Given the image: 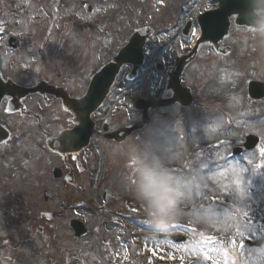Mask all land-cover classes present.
I'll list each match as a JSON object with an SVG mask.
<instances>
[{"label": "rangeland", "instance_id": "374dc122", "mask_svg": "<svg viewBox=\"0 0 264 264\" xmlns=\"http://www.w3.org/2000/svg\"><path fill=\"white\" fill-rule=\"evenodd\" d=\"M186 1L62 0L59 4L52 2V8L54 10L57 8V11L52 12L51 20L55 22L50 23L52 34L49 43L45 41L46 22L33 19L36 9L43 3L42 0H18L16 9L19 11L8 9L7 0L0 1V13L4 17L12 18L10 32L18 35L23 45L17 52L9 51L7 38L0 37L2 60L7 62L8 68L11 67V62L18 65L24 60L28 61L31 54H35L40 63L46 60L55 59V62L59 60L61 64L70 66L73 72L78 71L80 73L78 79L83 84L87 76L111 60L134 29L145 24L148 19L153 23L156 22L155 26L161 31L171 24L174 16L176 20L182 21L186 12L180 16L178 14L198 2V0L191 3ZM87 3L93 5L92 13L84 8ZM125 4L128 5L126 10ZM103 30H108L109 34L105 36ZM252 42L259 49L256 53L250 52L252 46L247 45L242 49L239 44L237 47L239 52L237 62L241 71L238 77L196 74L203 75L196 78L194 74L196 66H191L186 72V79L187 84L193 87L198 96L196 105L188 110H171L172 117L166 119L169 122L167 131L155 140L146 142L141 130L125 141V150L115 149L113 156L108 158L112 146L107 143L108 153L101 160L103 171L95 170L93 174L91 173L95 177L94 187L88 189L86 193L81 188L75 195L72 191L63 190L61 181L52 178V167L57 165L60 159L40 148L42 138L35 133L34 122L7 116L4 108H0V121L11 128L13 136L8 142L0 145V264H33L34 262L97 264L96 260L99 256L109 255L110 249L103 246L102 240L113 237L114 233L119 231L114 225L111 223L108 225L105 221L113 212H100L98 209L99 202L103 201L102 193L107 184L113 185L119 193L118 199L113 201V208H122L123 202L127 201L125 208L120 209L123 213L126 211L139 216L144 215L146 218L137 217L133 222H139L141 227L146 229L155 228L149 223L143 206L135 198L133 190L144 159L154 153H163V161L168 170L171 171L173 166L177 167L178 173L172 171L171 173L178 179L187 181L194 175L203 177L202 182L192 189L181 206L177 219L171 223L186 227L194 239V245L176 247L170 243L153 242L155 254L170 258L175 250H190L191 254L188 258L191 255L202 256L201 252L203 253L199 264H231L228 257L223 259L228 255V249L225 248L228 239L238 236L243 230H252V226L242 220V215L254 211L260 216L264 213V168L261 167L264 164V157L260 154V149L264 148V140L259 150L247 155L242 162L226 161L232 147L242 142V132L249 131L264 138V99L256 102L257 104L246 102L248 79L264 80V49H262L264 47L257 39ZM151 43L153 44V41ZM150 49H152L151 45ZM226 63L232 64V61L227 60ZM250 69L252 70L249 71ZM154 72L157 76H154L151 70L147 75H143L140 83L134 85L136 89L130 88L133 91L129 95L138 96L150 87L153 80L163 85L161 82L164 77H161L157 71ZM236 78L240 93L235 88H232L229 94L224 93L226 85ZM157 83L151 86V98H157ZM233 93L240 96L242 102L239 108L234 103ZM132 99L133 96L129 98ZM244 106L259 108L251 112L252 108H244ZM163 112V110L152 112L151 117L158 115L165 119ZM246 115L248 117L242 118ZM253 115L261 117H252ZM141 120V113L125 107V127ZM165 148L169 150L163 152ZM28 150L35 152L36 161L28 162L24 159V153ZM206 158H209V163ZM110 163H112L111 167ZM205 167H208L209 173L204 171ZM45 189L56 192L55 197L47 203L43 198ZM204 194L215 195L218 202L221 197H225L226 200L209 209L195 207V201H200L201 195ZM137 204L141 206V210L132 212L131 208L126 209ZM63 205L69 208L72 214L77 213V216L88 219L91 232L87 239L78 240L74 237L68 224L69 219L65 215L53 221L46 220L48 236L40 234L39 223L32 218L37 216L40 210L55 211ZM258 216V214L253 215L254 219ZM112 220L122 221L114 217ZM99 223L101 230L98 227ZM205 231L210 234H204ZM144 232L147 237L152 233L149 230ZM221 235L225 237L224 241H218ZM208 238H211V242L204 243ZM203 246L208 248L207 255L212 257L211 261L206 259L205 251H201ZM148 251L151 250L147 248L145 251L147 254L145 252L136 254L132 251L128 258H136L134 264H149V262L174 264V261L164 262L167 259L160 255L150 258ZM58 254L60 256H54ZM186 260H183L182 264H186ZM100 262L105 264L104 260ZM234 264L257 263L249 253L234 260Z\"/></svg>", "mask_w": 264, "mask_h": 264}, {"label": "clouds", "instance_id": "9594fccd", "mask_svg": "<svg viewBox=\"0 0 264 264\" xmlns=\"http://www.w3.org/2000/svg\"><path fill=\"white\" fill-rule=\"evenodd\" d=\"M264 6V0H256ZM256 19L252 27L264 35V7L255 10ZM169 122L161 116L154 115L152 123L141 133L147 140H155L168 129ZM169 149L165 148L163 152ZM203 177L194 175L184 181L176 178L163 161V153L148 155L136 176L133 187L135 198L142 204L149 223L155 228L166 229L174 222L181 210V206L190 195L192 189L200 184Z\"/></svg>", "mask_w": 264, "mask_h": 264}, {"label": "water", "instance_id": "95a60500", "mask_svg": "<svg viewBox=\"0 0 264 264\" xmlns=\"http://www.w3.org/2000/svg\"><path fill=\"white\" fill-rule=\"evenodd\" d=\"M137 51V55H141V49L135 47L134 43L130 46L127 47L125 51L121 53V55L117 58L118 65H112V70L108 74H103L102 76H99L98 79L92 84L89 96L85 99V101H81V107L83 109V113H80V119L81 121L84 119V116L87 117L90 113L91 110H93L99 102L104 98V96L107 93V90L114 80L115 76L117 75L121 65L125 61H133L134 57L132 55L133 52ZM107 76V77H106ZM5 94V90L2 86H0V100ZM84 114V115H83ZM90 126L91 124L88 123ZM91 133L87 132L83 140L87 141L89 135Z\"/></svg>", "mask_w": 264, "mask_h": 264}, {"label": "flooded vegetation", "instance_id": "af4514ba", "mask_svg": "<svg viewBox=\"0 0 264 264\" xmlns=\"http://www.w3.org/2000/svg\"><path fill=\"white\" fill-rule=\"evenodd\" d=\"M43 72L45 74L49 73L46 69H43ZM66 74L67 73L61 72V71H53L51 74L47 75L49 84L47 83L45 85V89H44L45 93L42 96V99L35 100L32 98L31 103H33L34 105H32L30 101L28 100V103L30 104L32 111H39V110H36L37 108L35 107V105L37 104V102L41 103L42 107L40 108L44 114V117H42L43 119L48 117L49 112L51 110H58V109L63 108L62 103L58 100L57 97L59 94L63 92L64 87H66L67 89L69 87L71 77H69V75L68 74L66 75ZM19 75L22 76L21 73H19ZM39 80L41 79H37L36 81H39ZM55 114L56 112H54V115ZM55 121L58 123V120L55 119Z\"/></svg>", "mask_w": 264, "mask_h": 264}, {"label": "snow or ice", "instance_id": "6c2138e0", "mask_svg": "<svg viewBox=\"0 0 264 264\" xmlns=\"http://www.w3.org/2000/svg\"><path fill=\"white\" fill-rule=\"evenodd\" d=\"M73 135H74V133L70 132L68 134V138L71 139ZM260 154H261L262 157H264V148L260 149ZM249 163H250V161H249ZM261 167L264 168V164H262ZM245 215H247V213H245ZM173 227L174 228H179L181 226L180 225H174ZM238 234L243 236V233H238ZM209 242H211V238H208L207 240L204 241V243H209ZM232 243H235V241H232ZM240 247L243 249L245 247V245H241ZM205 257H206V259H208L210 261L212 260V257L208 256L207 253L205 254Z\"/></svg>", "mask_w": 264, "mask_h": 264}]
</instances>
